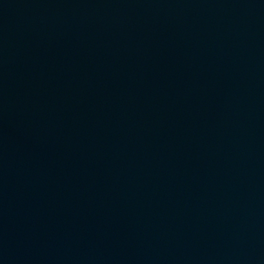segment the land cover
Instances as JSON below:
<instances>
[{"label": "water", "instance_id": "95a60500", "mask_svg": "<svg viewBox=\"0 0 264 264\" xmlns=\"http://www.w3.org/2000/svg\"><path fill=\"white\" fill-rule=\"evenodd\" d=\"M0 264H264V0H0Z\"/></svg>", "mask_w": 264, "mask_h": 264}]
</instances>
